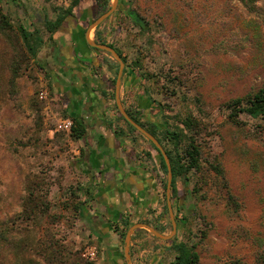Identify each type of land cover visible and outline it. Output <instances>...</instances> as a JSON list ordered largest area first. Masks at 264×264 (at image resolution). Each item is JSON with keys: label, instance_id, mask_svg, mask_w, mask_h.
I'll return each instance as SVG.
<instances>
[{"label": "rangeland", "instance_id": "374dc122", "mask_svg": "<svg viewBox=\"0 0 264 264\" xmlns=\"http://www.w3.org/2000/svg\"><path fill=\"white\" fill-rule=\"evenodd\" d=\"M58 1L69 2L48 0L51 6ZM117 8L105 20L113 26L109 43L145 76L141 86L162 117L159 130H172L187 118L197 125L185 134L195 140L199 169L176 179L174 201L184 206L178 218L184 223L172 233L167 221L166 236L176 240L168 243L162 263L173 261V241L194 245L199 264H255L261 256L264 263V118L237 113L233 120L225 108L264 89V0H118ZM13 22L15 31L19 22ZM15 35L0 33V264H44L39 243L50 237L79 255L89 243L77 238L73 183L41 130L45 123L55 130L54 112L43 114L51 104L49 80ZM100 52L115 72L116 61ZM43 87L47 100L38 99ZM129 133L136 148L155 153L159 165L150 143ZM60 150L71 156L67 142ZM31 182L42 183L50 200L47 214L36 215L34 224L19 217ZM161 192L166 217L162 186ZM169 205L174 219L171 198ZM141 234L133 237L138 251L148 248Z\"/></svg>", "mask_w": 264, "mask_h": 264}, {"label": "crops", "instance_id": "0c3cea01", "mask_svg": "<svg viewBox=\"0 0 264 264\" xmlns=\"http://www.w3.org/2000/svg\"><path fill=\"white\" fill-rule=\"evenodd\" d=\"M55 3L51 6L48 0H2L0 10L11 22L18 21L17 25H22L28 32H38L43 41L37 61L43 65L51 89V104H47L43 114L45 110L50 111V114L54 112L55 122L64 116L75 118L84 128L83 136L74 141L70 139L69 133L60 138L55 130L45 126L44 121L45 124H41L43 133L59 150V163L65 167L73 190L78 195L80 207L75 213L77 238L89 243L86 245L96 247V264H163L164 254L169 253L168 243L175 237L162 240L151 233L141 234L147 233L146 229H137L131 236L129 261L124 254V237L121 236L124 223H129L130 227L145 224L166 236V224L167 221L171 223V213L167 204L166 217L161 209L162 176L155 153L148 147L136 148V137L130 135L117 119V72H112L109 61L104 60L101 52L89 45V41L94 42L95 33H98V39L110 44L112 23L104 21L90 29L98 15L95 0H78L71 14L65 15L60 25L49 34L45 22L53 23L60 10L69 4ZM110 19L108 17L106 21ZM141 85L142 78L137 70L124 63L118 89L122 107L140 113L141 122L161 125L162 117L159 119L155 115L154 102ZM117 127L125 133L119 135ZM66 142L71 154L67 159L60 150ZM132 148L135 151L131 153ZM77 187L79 190L76 191ZM171 207L174 220L175 216L179 218V213L185 211L184 206L175 203L174 199ZM175 226V232L178 233L180 225L176 220ZM138 230H142L136 233L141 234L140 241L148 244V248L139 251L136 250L138 240L132 239L138 236L135 234ZM149 236L156 242L151 241ZM175 242L178 241L172 244Z\"/></svg>", "mask_w": 264, "mask_h": 264}, {"label": "trees", "instance_id": "16d2710c", "mask_svg": "<svg viewBox=\"0 0 264 264\" xmlns=\"http://www.w3.org/2000/svg\"><path fill=\"white\" fill-rule=\"evenodd\" d=\"M77 2L78 0H69L68 6L65 9L60 10L61 12H59L57 19L53 23L45 22V28L47 30V33L49 34L53 33V31L60 25L62 18L65 15L71 14V10L77 5ZM110 3L111 0H95V5L98 10L99 16L105 13L109 9ZM246 6L248 7V4H246ZM248 9L251 8L248 7ZM8 32L16 33L15 36L20 39L26 51V55L29 58H31L38 66H40V64L37 61V53L41 45L43 44V41L40 38L39 33L36 31L28 32L22 25H18L14 31L13 26L11 24V20L9 19L8 16L4 15L0 10V33L7 34ZM94 42L98 44H106L112 47L119 55V57L122 59V61L126 64V66L128 67L131 66L132 69H136L134 68L136 66H132L127 63L126 59L113 45L108 44L105 41H102L101 39H98V33H95ZM114 64L116 66L114 73L116 74L118 65L116 62H114ZM109 65L112 66L110 63ZM138 74L142 79L145 78L144 75H141L140 73ZM111 97L113 98V92L111 93ZM225 108L226 110H229L230 118H232L233 120L237 116L236 115L237 113L246 114L248 117L254 120L257 119L262 120L264 118V89L258 91L257 93L251 96H247L244 99L232 100L225 105ZM34 111H35V116L38 119L39 124L41 125L42 119L40 115H39L40 118L38 117L39 110L34 109ZM125 111L134 122L140 125L147 132H149L152 136H154L162 146H164L163 143L170 145L169 149H165L164 147L163 148L169 159L170 168H171L172 180H171L170 198L171 200H173L174 197L177 195L176 179L184 178L191 171L193 170L196 171L199 169V165H198L199 152L196 147L195 140L190 134L188 133L187 135L185 134V132H190L191 128L192 127L194 128V126L197 125H194L193 121L187 118L179 122V125H177L172 130L169 129L159 130L157 125H151L149 123L146 124L144 122H141L138 118L139 113H137V111L135 112H131L128 110ZM117 114H118V119L124 122L127 131L129 130V132H135L138 134L139 137L145 139L131 125H129L118 112ZM70 119L72 121V127H71V131L69 132V137L71 140L77 141L83 136L84 128L80 124V122L75 118H70ZM116 130H117L116 132L119 135L125 133L124 130L121 128L117 127ZM158 132L161 133V138H159ZM150 146L153 150H155L158 153V151L151 143ZM159 168L163 173V175H166V166L160 155H159ZM215 170L217 174L219 175L221 174L220 168L217 169L215 168ZM161 186L164 192L166 186V180L161 179ZM77 190H79L78 187L76 191ZM24 192H26V199L23 201L22 212L19 215V217L24 219L25 221L31 222V224H34L36 215H45L49 210V206H50V200L48 199L49 191L48 189L42 188V183L31 182L30 184H27L25 186ZM77 196L78 195L74 191L73 197L76 200H77ZM164 197L165 196L163 195V198ZM79 207H80V202L77 200V202L74 203V205L72 206L73 213L78 212ZM185 215L186 214L184 213L183 216ZM175 220L177 221V224L181 226L184 223L183 221L184 219H178L176 218V216H175ZM129 227H130L129 223L127 222L124 223L123 231L121 234L122 237L125 236V232L128 230ZM141 231L142 230H138L135 232V234ZM39 245L40 247L42 246V249L38 252L42 256V260L44 264H96L94 262H89L87 260L82 259L79 255V251H72L66 248L65 246L61 245L57 241L51 239V237L45 240L42 244L40 242ZM171 248L174 250L175 255L173 261L170 264H199V257L195 251L194 245H188L185 242H175L172 244ZM255 264H264L262 256Z\"/></svg>", "mask_w": 264, "mask_h": 264}, {"label": "water", "instance_id": "95a60500", "mask_svg": "<svg viewBox=\"0 0 264 264\" xmlns=\"http://www.w3.org/2000/svg\"><path fill=\"white\" fill-rule=\"evenodd\" d=\"M117 1L118 0H112V3L110 5L109 9L105 13L100 15L91 24L90 29H93V28L97 27L98 25H100L101 23H103L117 9ZM89 45L91 47L99 50V51H103V52L107 53L119 65L116 80H115V101H116L117 110H118L119 114L121 115V117L129 125H131L140 135H142L147 141H149L155 147V149L158 151L159 155L162 157V159L165 163V166H166L165 199H166V203L168 205V209L170 211L171 208H170L169 202H170L172 174H171L169 159H168L164 149L162 148L160 143L157 141V139L154 136H152L149 132H147L145 129H143L140 125H138L136 122H134L128 116V114L126 113V111L124 110V108L122 107V105L119 101L118 89H119L120 78H121L124 63L112 47H110L106 44H98V43H95L92 41H89ZM171 223H172V233H174L176 226H175V221L173 218H171ZM140 228L146 229L147 231H149L151 234H153L158 239L167 240V239L171 238V236H169V235L163 236V235L157 233L153 228H151L148 225H145V224H134V225H132L131 227L128 228V230L126 231L125 236H124V254H125V258L127 261H129L128 248H129L131 236L133 235L135 230L140 229Z\"/></svg>", "mask_w": 264, "mask_h": 264}, {"label": "built area", "instance_id": "2783aa9c", "mask_svg": "<svg viewBox=\"0 0 264 264\" xmlns=\"http://www.w3.org/2000/svg\"><path fill=\"white\" fill-rule=\"evenodd\" d=\"M49 98L48 91L45 87L41 88L38 93L39 100H47ZM72 121L69 118H58L55 122V130L60 132L69 133L71 131ZM80 256L82 259L87 260L89 262L96 263L98 254L97 249L93 245H84L81 250Z\"/></svg>", "mask_w": 264, "mask_h": 264}, {"label": "flooded vegetation", "instance_id": "af4514ba", "mask_svg": "<svg viewBox=\"0 0 264 264\" xmlns=\"http://www.w3.org/2000/svg\"><path fill=\"white\" fill-rule=\"evenodd\" d=\"M118 9V8H117ZM128 15L131 17V19H135V16L131 12H128ZM136 20V19H135Z\"/></svg>", "mask_w": 264, "mask_h": 264}]
</instances>
